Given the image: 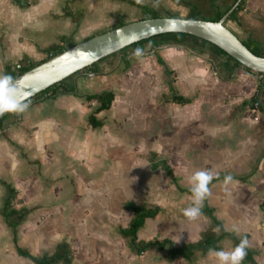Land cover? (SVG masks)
I'll return each instance as SVG.
<instances>
[{"label": "rangeland", "instance_id": "rangeland-1", "mask_svg": "<svg viewBox=\"0 0 264 264\" xmlns=\"http://www.w3.org/2000/svg\"><path fill=\"white\" fill-rule=\"evenodd\" d=\"M155 8L162 15L169 14L161 6ZM67 9L71 11L68 6ZM194 51L220 69V59L209 48ZM158 55L162 56L160 48L147 45L142 53L128 57L125 68H122L128 76L124 86L118 77L110 79L108 84H103L99 77L94 83L91 91L114 88L116 95L112 106L103 111L107 129L100 131V136H93L94 140L105 137L99 145V157L96 155L88 171L70 174L73 185L77 178V182L82 183L79 189L83 193L81 197L73 198L75 207L67 223L52 220L46 227L39 224L33 229L18 227L24 248L36 254L51 253L63 243L64 240L55 235L57 230H63L71 235L65 241L77 257L72 264H162L171 260L167 256L168 247L161 249L153 245L138 253L131 245V236L122 233V228L127 227L135 215L133 208L128 206V202H132L160 207V212L148 218L139 230L135 245L169 237L176 246H181L187 241L219 233L220 228L207 211L212 208L227 229L239 235L245 231L251 233L247 245L255 250V257L264 264V208L259 206L262 191L257 193L251 189L256 185L225 177L212 182L198 195L180 189L206 183L219 173L230 176L247 174L246 169L251 164L247 163L250 150L246 145V131L257 123L264 128V112L259 113L260 121L253 116V111H258L260 106L249 111L251 106L239 104L233 98L235 95L225 93L224 89L217 98L214 89L212 103L208 102L210 105L206 101L188 104L169 100L177 91V73L175 70L166 73L165 65L168 66L169 62L160 63L161 66L155 64ZM218 73L221 77H228L222 71ZM88 90L80 87L82 93ZM170 111L189 115L198 113L200 125L190 120L187 129L182 125L172 126L166 118ZM98 129L96 127L94 131ZM195 137L200 140L192 142ZM185 144L187 146L182 148ZM154 151L156 156L152 158ZM164 158L174 167L177 181L160 163ZM156 162L159 165L153 167ZM96 222H103L105 227L98 228ZM40 231V239L28 237L30 232ZM44 233L47 234L45 238ZM92 238H97V243ZM221 242L222 251L207 252L212 255V260L232 256L230 262H242L245 252L242 247H236L228 236ZM13 250L9 247L2 264H35Z\"/></svg>", "mask_w": 264, "mask_h": 264}, {"label": "crops", "instance_id": "crops-1", "mask_svg": "<svg viewBox=\"0 0 264 264\" xmlns=\"http://www.w3.org/2000/svg\"><path fill=\"white\" fill-rule=\"evenodd\" d=\"M142 1L141 4L161 6L169 14L174 13L175 9L179 10L180 13H174L179 16H187L194 7L208 18H212L218 11L231 7L232 10L226 18L227 26L243 41L256 40L264 48V0ZM66 5L73 13L81 14L80 17L76 19L72 15L65 14ZM234 9L236 10L232 16ZM144 17H148L145 10L128 0H0V87L11 80L10 73L18 70L17 63L22 65L28 62L39 63L48 58L57 46H70L123 23ZM156 48H160L166 63H171L168 67L177 73L176 92L191 98L188 104L198 101L211 104L214 89H216V98L224 89L225 93L235 95L233 98L239 104L244 107L251 106L249 111L257 110V107L251 104H243L244 100L250 99L257 92L260 83L257 72L248 70L243 64L235 65L234 62H227L231 67L227 69L222 63L224 60L221 59L220 69H217L207 59L200 58V53H194L195 49L198 51L199 49L189 44L169 43ZM138 54L140 53L129 49L127 52L104 57L95 67L81 70L68 79L77 86V92L59 93L39 102L20 106L0 122V264L6 258L5 253L7 254L9 247L12 250L16 249L13 229L2 214L3 204L9 193L8 184L14 186L18 192L15 207H34L23 218L18 225L19 228L33 229L37 224L46 227L52 220L56 222L64 220L67 223L75 207L73 198L81 197L83 193V190L79 189L82 183L77 182L79 180L77 178L74 179L73 185L70 174L74 172L78 175L80 170L88 171L94 164L96 155L99 157L100 154L98 149L102 144L101 140L105 137L94 140L93 136H100L99 132H105L107 129L106 115L103 116L105 109L98 113V116L104 120L103 125L98 126V131L95 132L96 127L89 124L88 115L96 108L98 102L95 99L88 100L86 95L97 92L91 91V88L99 77L103 84H108L110 79L118 77L119 82L122 81L124 86L128 76L122 68H125L128 57ZM157 62L155 64L161 66ZM221 71L228 77H221L218 73ZM81 86L89 90L82 93ZM113 90L115 91L114 88ZM258 100L260 107L258 106V111H253V116L260 118L261 121L259 113L264 112V88L260 91ZM213 105L214 103L211 107ZM166 118L170 125L177 127L182 125L185 129L190 124V120L197 126L200 125L197 119L198 113L189 115L170 111ZM246 134V145L250 150L247 163L253 166H248L247 174L232 176L228 173L224 174L227 175L226 177L234 178L246 176L247 179L243 182L256 185L257 187L251 189L257 193L258 190L262 191V200L259 202L261 207L264 200V128L258 123L253 124ZM188 140L191 141L190 138ZM199 140L195 137L192 142ZM186 146L187 144L182 145V148ZM96 223L100 229L105 227L103 222ZM46 235L44 233L43 237L45 238ZM55 235L67 243L65 239L71 237L63 230H57ZM41 236L40 231L30 232L28 237L40 239ZM92 239L97 243V238ZM200 239L202 238L187 242ZM18 241L22 245L20 234ZM248 248L253 251L255 257V250L249 246ZM206 253L202 249H197L190 258L176 256L171 260H165L162 264H217L215 261H220L219 264H235L234 261L230 262L232 256H227L225 260L218 258L219 260L214 261L211 259V252ZM245 255L246 252L242 262L236 264H252L245 260ZM75 259L77 257L74 254L72 263ZM255 259L258 264H263L256 257Z\"/></svg>", "mask_w": 264, "mask_h": 264}, {"label": "trees", "instance_id": "trees-1", "mask_svg": "<svg viewBox=\"0 0 264 264\" xmlns=\"http://www.w3.org/2000/svg\"><path fill=\"white\" fill-rule=\"evenodd\" d=\"M133 4L141 6L148 17H153V16H160V12L151 7L148 4H141L138 0H128ZM65 13L68 15H72L74 18H79L81 14L79 13H73L67 9V6L65 7ZM231 8V7H230ZM226 10H221L218 11L212 19L219 20L220 18L223 17V15L230 9ZM237 9V8H236ZM234 9L231 13L233 16V13H235ZM171 16H176L177 14L171 13L169 14ZM187 17L190 18H208L203 16L196 8L192 7L190 12L188 13ZM169 43H182V44H189L190 46L194 48H198L199 51H202L205 48H209L216 56V58H219L221 60H224L222 63H224L225 68L229 69L231 68L228 63L234 62L235 65L241 64L237 59H235L231 54L226 52L224 49L216 45L215 43H212L208 41L205 38H202L200 36L186 33V32H164L160 34H156L153 36H150L148 38L141 39L137 42H134L130 45H127L120 50L112 53H120V52H127L129 49H133L134 52L136 53H142L144 49L146 48L147 45H149L151 48H156L159 46H163ZM244 43L255 53L264 55V48L262 44L256 40H251V41H244ZM66 47L68 46H57L54 50L53 53L49 54L48 58L51 57L54 54H57L59 52H62ZM109 54L108 56L112 55ZM107 57V56H106ZM104 58V57H103ZM101 58L100 60H102ZM47 59V58H46ZM158 62L161 64H166L165 59L161 56L158 55ZM95 61L93 64L81 69H87L89 67H95L98 62L100 61ZM38 62H28L22 65V67L18 70H15L10 73V78L13 79L20 73L32 68L35 66ZM234 66V65H233ZM250 71H254L249 67H246ZM81 70L76 71L75 73L63 78L62 80L51 84L47 88L43 89L42 91L38 92L34 96L28 98L27 100L21 102L20 104L16 105L14 108L10 109L9 111L3 113L0 115V122L6 118L8 115L13 113L15 110H17L20 106L26 105V104H32L39 102L43 100L44 98L47 97H53L58 95L59 93H65V92H77V86L70 83L68 79L80 72ZM165 71L166 73H170L172 69H170L167 65H165ZM256 72V71H254ZM262 74V77L260 78V83L257 88V92L248 100H244L243 104H251L253 107H255V102L259 101V93L260 91L264 88V72H257ZM116 95L115 92L112 89H104L100 92H95L91 94H87L86 98L88 100L95 99L98 104L95 109L90 111L88 115V122L90 125L93 127H98L103 125L104 120L102 117L98 116V113L104 109H108L112 106V103L115 99ZM169 100L175 101L177 103H188L191 101V98L186 97L182 94H179L177 92H173L172 95L170 96ZM260 106V105H259ZM156 156V151L152 152V158ZM163 167L167 170V172L171 175L172 179L176 181V176L173 167L171 164L167 161V159H162L161 162ZM153 167H157L159 165L158 162L152 164ZM227 175L224 173L216 174L214 175L209 181L205 182H199L197 185L194 187L190 188H182L181 190L186 191L189 194L192 195H197L201 193L203 190L206 189V187L209 186L212 182L226 177ZM239 179L242 181H246V176H239ZM9 186V193L8 196L5 199V202L3 204V209H2V214L6 218L7 222L9 225L12 227L13 232H14V241L16 245V251L19 255L25 256L30 258L32 261H34L36 264H58L61 262H64L66 264H71L74 259V253L67 242L61 243L58 248L53 251V252H44L42 254H36L31 252L29 249L24 248L22 245H20L18 241V225L21 224L23 218L30 213L34 207H23V208H17L15 207V200L17 198V189L12 186L11 184H8ZM128 206L133 208L135 215L132 218L130 224L122 228V233L126 236H131L132 242L131 245L136 248L138 253H142L143 251L149 249L151 246L155 245L158 248H165L168 247V253L167 256L169 259H172L176 256H183L186 258H190L195 250L197 249H202L204 252H208L211 250L215 251H221L223 249L222 245L220 244V241L228 236L233 239L234 244L238 247H242L245 252V260L251 262L252 264H258L256 261L253 251L248 248L246 240L250 236V233L248 231L243 232L242 234H237L234 231L228 230L224 225L221 219H219L214 213L212 208H208L207 211L208 213L212 216L214 219L215 223L220 227V232L218 234H208L207 236L203 237L202 239L198 241H191V242H186L182 244L181 246H176L175 242L169 238V237H164L162 239L156 238V239H151L146 242H142L140 245L136 244L135 241L138 238V231L141 227H143L146 223L147 218H152L156 216L160 212V207H146L145 205H135L132 202H128ZM261 207L264 208V200L261 203ZM13 218V219H11Z\"/></svg>", "mask_w": 264, "mask_h": 264}, {"label": "water", "instance_id": "water-1", "mask_svg": "<svg viewBox=\"0 0 264 264\" xmlns=\"http://www.w3.org/2000/svg\"><path fill=\"white\" fill-rule=\"evenodd\" d=\"M222 18L160 15L135 19L66 47L0 87V115L63 78L141 39L164 32H186L215 43L245 67L264 72V55L251 50Z\"/></svg>", "mask_w": 264, "mask_h": 264}, {"label": "built area", "instance_id": "built-area-1", "mask_svg": "<svg viewBox=\"0 0 264 264\" xmlns=\"http://www.w3.org/2000/svg\"><path fill=\"white\" fill-rule=\"evenodd\" d=\"M16 67H17V69H20L22 67V63H17L16 64ZM258 76H259V78H261L262 77V74L258 73ZM259 105H260V102L259 101L255 102V107H258Z\"/></svg>", "mask_w": 264, "mask_h": 264}]
</instances>
